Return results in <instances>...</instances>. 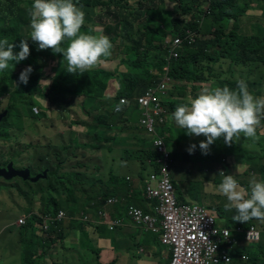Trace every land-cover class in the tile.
Here are the masks:
<instances>
[{
	"label": "rangeland",
	"instance_id": "rangeland-1",
	"mask_svg": "<svg viewBox=\"0 0 264 264\" xmlns=\"http://www.w3.org/2000/svg\"><path fill=\"white\" fill-rule=\"evenodd\" d=\"M19 1H21V7H26L25 2L28 0ZM29 1H31V4L34 3V0ZM192 1L163 0V2H159L158 0H154L152 8L149 11L151 13L147 12L144 15H139L137 19L129 12L127 17L132 23V32L140 29L136 35L144 37L148 35L149 31L158 30L160 24H166L170 18L174 17L175 22L176 20L183 22L185 15L190 23L197 21L196 23L202 29L198 34L195 33V37L204 38L208 36L212 38L210 32L214 29L209 25V14L207 13L210 8L208 3L193 9ZM73 2L81 7L85 13V25L81 31L87 32L91 29V34H103L111 39L113 35L111 28L114 26V21L111 17L99 19L98 15L105 12L100 11L99 7H97L100 5L97 4V0H73ZM123 3L124 5H121V10H117L122 11L126 6L131 7L137 5L133 0H129L126 6V2ZM146 9L147 7H143V10ZM188 9H192V11L186 12L182 16L184 11ZM257 12L259 14L255 16ZM261 15L260 7L254 9V13H248L249 17L252 16V20L249 19L243 22L242 30L244 36L253 34L257 25H264V19ZM119 20H122V18ZM9 24L11 23L2 21L0 17V39L6 38L9 43H12L17 38H13L4 31ZM104 24L111 27L108 30L109 34L104 32ZM164 31L167 34L166 36L170 37V31L166 25L164 26ZM30 32V24L20 28L22 39L29 38L28 41H30ZM130 35L124 33L119 35L118 39L112 42L113 48L111 49V56L102 57V65L98 63L92 69L101 66L110 70H116L119 73L126 72L127 67L122 64L121 60L123 57H127V53L119 47L121 39ZM124 42L127 43V40H124ZM62 47H66V44H62ZM19 50L17 48V52ZM50 50L37 51L41 54L45 53L43 58L28 56L27 59L31 61L30 63L12 64L13 67L11 68L12 72L10 74L12 76H8L11 79L19 76L21 71L26 67L36 63L33 67L31 66L33 71L29 75L27 84L20 83V81H17L14 86H7L6 84L0 83V136H4L0 138V163L4 165L8 161H12L17 171L20 169L26 170L25 173L21 172L17 174V177L13 175L14 177L6 178V180L0 178V264H24V260L22 261L21 259V252L18 249L19 244L22 245L21 241L24 240L23 244L28 242V235L27 232H20L19 225L24 224L26 218L29 216H31L28 220L32 227V233L42 239L41 243L39 242L38 244L40 246L38 253L46 251L41 258H38L36 255L31 260L34 263L37 259L42 260V258L44 261L49 259L53 261L59 258L62 260L63 257L59 254L57 258H53L52 253L56 249V251L59 250L58 252L67 256L73 248L70 247L69 250L66 247L63 250L59 249L63 244L67 243V231L65 230L68 229L69 222L65 221L63 225L60 224L55 230L51 229L49 231V228L53 226H49L44 222L45 220L42 214L44 201L47 203L48 197H57L61 209L65 212L67 218L71 217V219L80 221L86 204L90 202L98 206V201L103 199V195L101 194L102 189L112 184L109 173H116L111 170L109 163V157L111 158L109 148L106 146L95 148V146L102 143V140L97 138L101 137L99 131L102 130V126L96 121V117L102 115L98 108L102 103H111L113 101L116 95L112 88L114 84H108L105 95L96 94L93 103L91 100H87L84 94L71 96L68 94L53 93L50 90V86L55 76L54 69L67 68V61L63 60L62 54H54ZM155 54L156 52L151 50L146 53V56L150 60ZM109 58L114 61L105 62ZM144 58V54L137 55L134 58V62L139 63ZM150 62L155 63L156 61L152 60ZM243 66H247L249 69V76L247 77H245L247 71L243 70L245 71L244 78L246 79L249 91L255 94V96H264L262 86L264 81V64L257 65L252 63ZM16 67L17 73L14 71ZM226 69L227 67L225 66L222 70L221 80L216 78L213 82L210 81L207 83L210 85L205 84V86L212 88L224 86L230 80H237L239 78L237 71L233 73ZM5 71L8 72L7 70ZM183 85L186 86L187 90L184 92L185 101H187L189 96L194 97L197 95L202 89L194 88L196 87L194 82L183 83ZM177 97L180 98L182 96L178 94ZM102 106L107 107V104H102ZM137 116L136 111L131 108L124 117L117 119V126L118 124L127 126L135 125ZM74 120H79L80 122L75 123ZM133 120L135 121L134 123ZM117 126L113 128L116 129ZM111 131L113 130L111 129ZM116 132V153L114 157L120 158L121 153H123V148L132 146L133 143L125 139V136H123L126 135L124 131L119 130ZM262 132H264V129ZM201 141L203 140H196L194 144L198 147ZM221 141L225 145L223 138L217 139L210 146L211 150L208 151V154L203 157L201 162H198L196 159L190 160L193 164H197V167H192L194 174L192 175V172L190 177H186L187 179L183 178L180 166L177 170L176 168L173 169V177L177 176L178 180H180L179 182L183 184V186H180L181 191L184 192L186 188H189V192L192 193L191 196L186 197L188 202L206 203V201L217 200L218 187L220 181L223 179L219 176V173L222 171V168L226 171L225 166L227 165V160H233L231 155L226 154V147L223 145L219 147ZM104 142L106 141L104 140ZM83 144L86 145L84 146ZM182 145L184 147L183 150H187L190 147L184 141L179 142V140H176L172 149H182ZM8 147L10 148L8 149ZM180 155H183V152ZM196 156L194 155V157ZM218 159H222V162L217 164L210 163H216ZM175 166L177 167V162ZM247 168L248 165H243L239 168L238 172H242ZM260 168L261 166L254 169L259 171ZM128 169L130 170V168ZM54 171L61 177V179L59 178L61 184L67 185V191L61 190L59 184L56 182L53 183V179L50 180V173ZM253 175L256 177L260 176V174ZM1 177L5 178L4 176ZM128 182L132 181L128 180ZM188 183L194 185L190 187V185H187ZM140 194L141 191H139L137 196ZM126 201L127 204L133 203L132 198H125V200L117 203L116 206L123 209V204ZM102 205H105V203L103 202ZM89 209L93 208L91 207ZM20 217H23L25 220L21 222ZM39 219L43 221H39ZM260 223L264 225V222ZM86 228L83 225L78 226V234L88 231ZM69 232L74 233V230L69 229ZM74 241L77 245L79 239L76 237ZM55 242L57 243V248H54ZM241 243L245 247L246 244L252 246L258 242L246 241L242 237ZM259 244L262 248L264 247V232L262 241ZM263 255L264 251L262 253ZM105 256L109 257L110 254L105 253ZM61 262L55 261L54 263L59 264ZM152 262L153 264H161L159 259H152ZM248 264H255V262Z\"/></svg>",
	"mask_w": 264,
	"mask_h": 264
},
{
	"label": "trees",
	"instance_id": "trees-1",
	"mask_svg": "<svg viewBox=\"0 0 264 264\" xmlns=\"http://www.w3.org/2000/svg\"><path fill=\"white\" fill-rule=\"evenodd\" d=\"M100 4V11L105 13L99 14V19L105 17H111L114 21V26L111 28L104 24V32L108 33V30L111 28L113 35L111 36V42L116 41L121 34H132L124 39H121L120 49H124L127 53V57H123L121 60L122 64L127 67L126 72H118L116 70H110L106 67L99 66L96 69H89L88 71L81 74L79 71L76 73H68L67 68H55V76L52 80L50 90L56 94H68L71 96H76L84 94L87 100H91L92 103L95 101L96 94H106L108 84H114L113 90L116 95L111 103H102L107 104L106 106L99 105L98 110L102 115L96 117L97 123L102 126V130L99 131L101 137H97L99 140L106 142H116V131H124L126 135L125 139L133 143L132 146H127L123 148V157L128 160L136 159L138 166V174L136 176L138 181V189L135 191V188H132V182H128L129 178H132L134 175L128 169V173L131 172V175H120L115 173H109L112 184L109 187L102 189L101 194L103 199L98 201V206L100 207L104 200L110 196H118L124 198H134L141 191V194L138 196L140 203L144 205L142 207L144 211L150 210L149 201L143 196V190L145 187V178L153 170L154 164L156 163L157 153L152 143L143 133V130L138 126L139 110L137 107V97L145 92V90L156 85L164 76L169 78V84L167 87V93L162 98V104L164 107V114L166 119L171 122L166 123L165 125H157V130L160 134L165 136V141L168 146L171 148L176 140L184 141L188 144L195 143L196 140H205L206 137L203 135L194 136L186 134V130L181 129L172 118V113L175 108L185 102L184 92L186 86L183 83H193V82H204L211 81L213 82L216 78L220 79V76L223 74L222 70L226 66L229 71L238 72L237 80H230L228 82V87L230 89H235L237 87V81L240 79H245L244 74L247 71L245 77L249 76V69L247 66L252 63L260 65L264 64V25H257L255 27V32L250 36H244L242 26L243 22L246 20H252V16L249 17L248 13H254V9L260 7L262 12V17L264 19V0H193L192 6L198 8L202 4L208 3L210 10L209 14V25L214 30L211 33L212 38L205 36L204 38L197 37L194 42L190 45H184L183 48L179 50V55L176 58L168 60V52L164 47L165 38H174L181 37L185 30L189 29L194 33L198 34L202 29L199 27L196 22L190 23L187 17L184 15L186 12L192 11L188 9L182 14L183 22L176 20L174 17L170 18L164 26H167V29L170 31V37L166 36V32L162 29L149 31L148 35L144 37L137 36V32L140 29L132 32L133 26L132 23L128 20L127 13L125 8L121 10V5H124L123 2H126L125 6L128 4L129 0H97ZM137 5L127 7L130 14L137 19L139 15H144L150 11L154 0H133ZM156 1V0H155ZM163 2V0H158ZM26 7H21V1L17 0H0V17L2 21H8V29H10L9 35L17 38L19 36L20 28L30 24V10L32 8L31 1L25 2ZM139 7V8H137ZM143 7H147L146 10H143ZM119 9V10H117ZM151 13V12H149ZM259 13L257 12L255 16ZM122 18V20H119ZM165 23V22H164ZM183 23V25H182ZM232 24V26H230ZM182 26V28H181ZM13 28V29H12ZM13 33H15L13 35ZM133 33L135 34L133 36ZM127 40V43L124 42ZM30 48V55L33 58L38 56V44L33 41H28ZM19 46V44H17ZM142 49V50H141ZM154 50L156 54L152 59L148 60L146 56L147 52ZM144 54L145 58L139 63L134 62V58L137 55ZM155 60V63L150 61ZM107 61H114L112 59H106ZM31 61L27 58L20 63H30ZM13 63H9L10 69H7L8 72L0 71V80L7 86H14V84L19 81V76L15 78H9L13 67ZM102 65V59L99 62ZM167 66V67H166ZM167 69V71H166ZM245 70V71H243ZM221 73V74H220ZM39 74V73H37ZM219 74V75H218ZM16 80V81H15ZM198 84V83H197ZM262 86L264 87V81ZM198 86L194 87L197 88ZM178 94L182 97H177ZM255 95V94H254ZM125 99V103L122 105V110L117 112L114 110V107L119 104V100ZM173 99V100H172ZM134 109L137 113L135 125H119L117 126V119L119 117H124L129 109ZM135 114V113H134ZM75 123L80 122L79 120H74ZM131 122V121H130ZM80 124V123H79ZM262 124V123H261ZM117 126L116 129L113 127ZM263 126V124H262ZM111 129L113 131H111ZM115 132V133H114ZM141 136H140V135ZM258 139H245L243 134H241V139L238 142H234L231 145H226L227 155H231L233 160H227V165L225 166L226 171L222 168L225 175H234L238 183L243 187L247 192L250 193V181L255 175L251 174H260L259 177L255 178L257 180H264V132L257 129ZM105 144V143H104ZM116 143H114L115 145ZM191 144V145H192ZM84 146L86 144H83ZM118 146V145H117ZM143 146V147H141ZM199 147V146H198ZM196 147L195 152L189 154L187 150L182 149L173 150V169L180 166L182 173L183 167L192 168L193 166L197 167V164H193L190 160H198L201 162L203 157L200 148ZM209 150H211L209 148ZM183 152V155L180 153ZM194 155H197L194 157ZM216 159V158H215ZM222 159H218L216 163L210 162L211 164L221 163ZM177 162V167L175 163ZM181 164V165H180ZM208 165V164H206ZM205 165V166H206ZM243 165H249V167L242 171L238 172L239 168ZM261 166L259 171H256L254 168ZM193 169V168H192ZM21 170V169H20ZM177 173V172H176ZM49 175V171H48ZM50 180L53 179V183L56 182L60 185L61 190L67 191V185L61 184V177L54 171L50 173ZM128 176V177H127ZM173 176V175H172ZM127 177V178H126ZM186 175L183 176L184 179H187ZM190 177V176H189ZM174 182L177 184V192L179 199L185 202H188L186 196L182 194L180 189V180L177 176L173 177ZM222 180L220 181V183ZM175 184V185H176ZM193 184L190 183V187ZM53 186V185H52ZM183 186V184H181ZM53 188V187H52ZM124 190L125 194L115 193L116 189ZM49 189V188H48ZM134 191L132 192L130 191ZM114 193V194H113ZM68 194V193H67ZM192 194V193H191ZM120 195V196H119ZM223 198H222V197ZM217 200L212 204L207 205L209 210L214 214L217 219V224L222 227H228L231 230V233L234 235L235 239L238 240L236 245L233 246L230 250V256L232 258L231 264H240L241 256L246 254L248 256L247 261L255 262V264H264V247L260 246L262 241L264 225L256 219H252L247 223H241L233 221V216L236 215V211L233 208L230 211H226L224 205L228 203L227 198L220 192H217ZM90 201V199H89ZM90 203V202H89ZM85 206L84 210L87 208ZM125 207V202L123 204V209ZM61 209V206L58 202L57 197H48V202L44 201L42 207L43 217L50 216L53 218L49 231L51 229L55 230L60 224L63 225L65 221L69 222L68 228H75L79 226L80 222H75L74 219H57L58 212ZM63 211V210H62ZM64 212V211H63ZM65 214V212H64ZM66 215V214H65ZM26 218L24 224L19 225L20 232H27L28 242L22 245L19 244V251L21 252V259L24 260V264H30L34 256L37 255L38 258H41L45 251L38 253L42 239L39 236H35L31 231V225L29 218ZM41 220V219H39ZM251 226H255L259 231V239L256 240L258 243L242 246L241 240L244 238L245 230L249 229ZM240 229L241 231H238ZM67 231V230H65ZM57 242V240H56ZM229 243H221L222 248H225ZM251 246V248H250ZM30 261V263H29ZM169 261L163 262V264H168Z\"/></svg>",
	"mask_w": 264,
	"mask_h": 264
},
{
	"label": "clouds",
	"instance_id": "clouds-1",
	"mask_svg": "<svg viewBox=\"0 0 264 264\" xmlns=\"http://www.w3.org/2000/svg\"><path fill=\"white\" fill-rule=\"evenodd\" d=\"M125 11L129 14L127 8H125ZM30 17L31 41L38 44L39 50L51 49L54 54H62L63 60L67 61L66 71L70 74L77 71L83 74L89 69L96 67L102 57L111 56L113 44L110 37L103 34H91V29L87 32L81 31L85 25V13L73 0H34L30 10ZM159 27L164 30V24H160ZM10 29L6 27L4 31L10 33ZM19 39L20 36L17 37V44H19L17 48L20 49L18 52H14L16 47L13 44L15 43L14 41L9 43L6 38L0 39V71L7 70L10 62L14 61L18 65L30 55L29 38H24L20 42ZM62 44H66V47H62ZM44 56L45 53L38 54L39 58ZM34 65L36 63L31 66L33 67ZM31 66L21 71L19 75L20 83H28L29 75L33 71ZM208 82L210 81H197L194 83L196 85H204ZM124 103L125 101L121 100L115 106V111H121ZM172 118L181 129L186 130V134L206 137L204 141L199 143L198 148L201 149L202 154L207 155L210 146L220 138H223L224 143L227 145L238 142L241 139V134H243L245 139H258L257 129H264V96H255L249 91L246 79L238 80L235 89H230L228 84L213 88L204 87L197 95L194 97L189 96L187 101L179 104L172 113ZM155 143L159 146L163 141L157 139ZM222 145L226 147L221 141L219 147ZM196 147V144L190 145L187 149L189 154H192ZM250 175L253 174L250 172ZM219 176L223 179L219 184L218 191L228 201L224 208L226 211H230L233 208L236 211L233 221L247 223L252 219H256L264 222V180H257L253 176L250 181L251 191L249 193L241 187L234 175H225L221 171ZM110 197H117L119 200L114 204L105 205H116L125 200L124 197ZM127 201L124 208L128 205ZM200 204L207 207L204 202ZM97 207L99 206L92 208L97 210ZM89 208L91 206L88 204L81 216L92 210ZM43 218L45 220L46 216ZM66 219H71V217H66ZM80 219V221H77L81 223L91 221L89 217L87 221L82 220V217ZM50 224L51 220L48 225L50 226ZM232 244L236 245V243ZM232 247L231 244H228L225 248H222V251L225 250L230 254ZM170 256L169 254L168 261H170ZM247 260L248 256L246 254L242 255L240 264L252 262ZM227 261L220 264H231L232 258L231 261ZM217 264H219L218 261Z\"/></svg>",
	"mask_w": 264,
	"mask_h": 264
},
{
	"label": "built area",
	"instance_id": "built-area-1",
	"mask_svg": "<svg viewBox=\"0 0 264 264\" xmlns=\"http://www.w3.org/2000/svg\"><path fill=\"white\" fill-rule=\"evenodd\" d=\"M195 33L185 30L181 37L165 38L164 47L168 52V60L176 58L183 46L190 45L196 40ZM167 67V66H166ZM167 71V69H166ZM169 78L164 76L154 86L148 87L143 94L137 97L139 110L138 126L152 143L157 153L153 170L145 180L144 197L149 201L150 210L128 204L126 214L130 221L137 227L144 228L157 235L160 243L169 251V264H217L231 261V256L225 250L222 251L221 243H237L230 228L217 224V219L208 207L200 203L185 202L179 199L177 188L173 180V156L172 148L167 145L165 136L157 130V125H165L168 120L164 114L162 98L167 93ZM125 101V99L121 98ZM37 111L36 108H34ZM115 110V107H114ZM159 139L163 143L159 146L155 141ZM119 199L108 197L105 204H114ZM101 207V206H100ZM97 207L98 214L103 223L109 229L122 225L120 217H109L108 213ZM66 218L62 210H59L57 219ZM46 216L44 222L48 224L52 220ZM21 222L25 219L20 217ZM82 220H89L87 215ZM49 221V222H48ZM238 231H241L238 229ZM246 241L259 239V231L251 226L244 232Z\"/></svg>",
	"mask_w": 264,
	"mask_h": 264
},
{
	"label": "crops",
	"instance_id": "crops-1",
	"mask_svg": "<svg viewBox=\"0 0 264 264\" xmlns=\"http://www.w3.org/2000/svg\"><path fill=\"white\" fill-rule=\"evenodd\" d=\"M19 36L20 42L22 40V35L20 32ZM14 42L15 43L13 44L16 46L14 48V52H17V40ZM14 71L17 73V67L16 69H14ZM0 83L4 84L1 81ZM196 86H198L197 88L200 89L206 87L205 84ZM168 122L171 121L169 120ZM114 143L116 142L102 141V143L95 146V148L100 146H106L109 148V155L111 156V158L109 157V163L111 165V170H113V172H116L115 174L132 176L131 172L133 173L134 176L131 179L129 178L128 180L132 181V188H135L136 191L138 189V181L136 178L138 174V166L136 164L138 162L136 159L128 160L125 158L122 159L121 157H114L116 153V147ZM184 143L188 145V143ZM9 148L10 147H8V149ZM122 155L123 153H121V156ZM128 168H130V173H128ZM191 173L192 175L194 174V169L183 167L181 174L183 176L186 175L189 177ZM97 174L99 173L97 172ZM187 185L189 186L190 184L188 183ZM188 189L189 188H186V191H182V194H184L186 197L191 196V193ZM115 193L121 195L125 194L124 190L119 188L116 189ZM133 193L134 191L132 190V194ZM138 198V196L137 198L134 197L132 204L140 208H145L144 205L139 202ZM213 202L214 201H206V203L204 204L210 205ZM89 206L94 207L95 205L89 203ZM100 208H103L108 213L109 217L113 216L116 218H122L123 224L115 226L112 230H109L103 223L101 216L98 214L99 208L97 210H89L84 215H87L89 218H91V224H89L90 222H82L81 224H79V226H86V229L88 231H84L78 234V226L75 228L67 229V243L63 244L62 247L59 248L63 250L66 247V249L69 250L70 247H73L67 256L58 252L59 250L56 251L55 249L52 253L53 258H57L59 254L61 257H63L62 260L59 258L54 259L53 261L52 259L44 261L42 258V260L37 259L35 263L34 261H32L30 264H55V261H62L59 264H107V262H109L108 264H153L152 259H159L160 263L163 264V262L166 263V261H168L169 251L167 250V248H164L161 245L158 236L153 234L151 231H147L144 228L137 227L134 222L130 221L128 215L125 212L126 208L122 209L121 207L116 205H102ZM69 229H73L74 233L69 232ZM76 237L77 239H79L77 245L74 241ZM54 248H57L56 242ZM105 253L110 254V256L106 257Z\"/></svg>",
	"mask_w": 264,
	"mask_h": 264
},
{
	"label": "water",
	"instance_id": "water-1",
	"mask_svg": "<svg viewBox=\"0 0 264 264\" xmlns=\"http://www.w3.org/2000/svg\"><path fill=\"white\" fill-rule=\"evenodd\" d=\"M21 172L25 173L26 170L25 169H21V170L17 171L11 166V163H9L8 166L5 167V168L4 167L3 168L0 167V175L4 176L5 179L6 178H11L13 175L15 176V175H17V174H19Z\"/></svg>",
	"mask_w": 264,
	"mask_h": 264
},
{
	"label": "flooded vegetation",
	"instance_id": "flooded-vegetation-1",
	"mask_svg": "<svg viewBox=\"0 0 264 264\" xmlns=\"http://www.w3.org/2000/svg\"><path fill=\"white\" fill-rule=\"evenodd\" d=\"M2 137H4V136H0V138H2ZM0 162H1V161H0ZM9 163H11L12 166L14 167V163H13L12 161H8V162H6L4 165H2V164L0 163V167H2V168L4 167V168H5V167L8 166ZM14 169H15V168H14ZM17 169H19V168H17ZM15 170H16V169H15ZM13 177H14V176H13ZM15 177H17V175H15ZM0 178H2L3 180H6L5 178H3V177H1V176H0ZM15 179H17V178H15Z\"/></svg>",
	"mask_w": 264,
	"mask_h": 264
}]
</instances>
